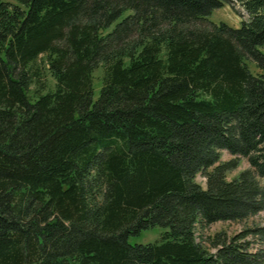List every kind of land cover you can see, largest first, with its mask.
I'll use <instances>...</instances> for the list:
<instances>
[{
	"label": "trees",
	"instance_id": "trees-1",
	"mask_svg": "<svg viewBox=\"0 0 264 264\" xmlns=\"http://www.w3.org/2000/svg\"><path fill=\"white\" fill-rule=\"evenodd\" d=\"M235 1L237 28L224 0H0V264H264V227L195 238L264 213V0Z\"/></svg>",
	"mask_w": 264,
	"mask_h": 264
},
{
	"label": "rangeland",
	"instance_id": "rangeland-1",
	"mask_svg": "<svg viewBox=\"0 0 264 264\" xmlns=\"http://www.w3.org/2000/svg\"><path fill=\"white\" fill-rule=\"evenodd\" d=\"M12 3V0H4ZM247 15L240 5L235 0H224L221 8L214 10L208 17L207 20L211 23H224L230 27L237 28L241 21H245ZM264 52V47L260 49ZM248 68L252 74H256L258 71L250 63H247ZM93 78V97L92 100H95L98 94L99 89V78L100 71L97 70L92 75ZM41 81L47 83L49 89L52 88L53 82L51 78L45 72L42 73ZM233 157L229 156L225 152L220 154V162L231 160ZM236 167L232 171L226 174V179L231 180L235 178L241 171L249 169V165L244 158L236 159ZM195 182L201 187H204V178L202 175H196ZM258 225L264 227V213H260L252 218H249L243 222H216L209 226H206L204 229H199L195 231L196 241L200 242L205 247H208V250L212 252L213 250L208 246L207 239L216 233H224L227 237L233 236L239 233L245 228ZM163 232V229L160 227H154L145 231H141L135 236H130L127 238V242L130 244L136 243H146V242H155L159 239L160 234ZM254 242H252L253 244Z\"/></svg>",
	"mask_w": 264,
	"mask_h": 264
}]
</instances>
